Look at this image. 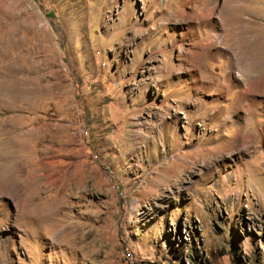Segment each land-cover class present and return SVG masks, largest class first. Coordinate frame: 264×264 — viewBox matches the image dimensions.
<instances>
[{
  "label": "rangeland",
  "instance_id": "rangeland-1",
  "mask_svg": "<svg viewBox=\"0 0 264 264\" xmlns=\"http://www.w3.org/2000/svg\"><path fill=\"white\" fill-rule=\"evenodd\" d=\"M242 32L264 0H0V264H264Z\"/></svg>",
  "mask_w": 264,
  "mask_h": 264
},
{
  "label": "bare ground",
  "instance_id": "bare-ground-1",
  "mask_svg": "<svg viewBox=\"0 0 264 264\" xmlns=\"http://www.w3.org/2000/svg\"><path fill=\"white\" fill-rule=\"evenodd\" d=\"M241 35L244 41V53H243L245 56L244 58L247 62V66L250 68V69L248 68L249 71L253 73V70L257 69L258 67L260 68L264 66V34L260 37L256 36L251 39L243 38V36H245L244 32H242ZM260 57L262 60L259 59ZM15 73H16V69H15ZM263 79L262 81H264ZM19 90H20V80H15V83L11 87L5 86L4 84L0 85V100L3 99L4 95L7 94V92H11L12 95L14 96V94L19 92ZM25 91H30V90L26 89ZM16 132L20 140V133L19 131Z\"/></svg>",
  "mask_w": 264,
  "mask_h": 264
},
{
  "label": "built area",
  "instance_id": "built-area-1",
  "mask_svg": "<svg viewBox=\"0 0 264 264\" xmlns=\"http://www.w3.org/2000/svg\"><path fill=\"white\" fill-rule=\"evenodd\" d=\"M123 253L125 255V260L127 261L128 264H136L137 261L136 257L130 248L124 247Z\"/></svg>",
  "mask_w": 264,
  "mask_h": 264
}]
</instances>
